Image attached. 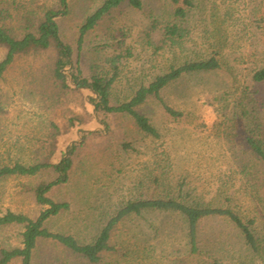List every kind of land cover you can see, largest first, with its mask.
<instances>
[{
    "label": "rangeland",
    "instance_id": "obj_1",
    "mask_svg": "<svg viewBox=\"0 0 264 264\" xmlns=\"http://www.w3.org/2000/svg\"><path fill=\"white\" fill-rule=\"evenodd\" d=\"M104 1L68 0L67 15L57 21L84 75L113 80L114 104L129 101L173 65L216 52L222 68L185 75L162 91L165 102L185 114L181 119L169 117L154 97L138 107L159 132L155 138L128 116L110 118L109 127L93 120L89 91L64 93L50 78L53 50L21 55L0 80V167L57 165L71 146L80 145L69 183L47 194L70 208L50 217L45 228L83 244L94 242L124 205L137 200L219 206L255 221L257 252L233 223L215 217L200 222V253L193 255L181 215L144 211L119 223L110 241L116 251L104 253L99 264H264V167L246 146L248 136L264 146V82L254 80L264 69V0H191L183 44L163 50L147 30L157 20L172 19L170 1L142 0V10L126 2L79 47L81 27ZM49 9L58 10V0H0V25L21 37ZM5 55L0 46V62ZM57 178L51 168L35 177L0 179V216L37 219L49 207L37 202L35 190ZM23 232L21 225L1 227L0 253L21 247ZM32 264L91 263L41 240Z\"/></svg>",
    "mask_w": 264,
    "mask_h": 264
},
{
    "label": "trees",
    "instance_id": "obj_2",
    "mask_svg": "<svg viewBox=\"0 0 264 264\" xmlns=\"http://www.w3.org/2000/svg\"><path fill=\"white\" fill-rule=\"evenodd\" d=\"M173 6V15L170 20L155 21L147 30V37L157 36L160 40V50L167 46L182 45L187 35V30L182 26L186 20L188 12L193 8L191 0H169ZM59 9L47 10L43 18L21 37H15L0 25V46L6 49L5 58L0 62V80L8 68L21 55L39 53L53 50L55 53L53 65L50 68V78L57 85L60 91L67 93L71 91H89L93 97L90 103L94 108L93 120L99 118L100 123L109 127V119L115 116H128L134 120L136 126L142 133L159 138V132L152 125L150 120L138 112V107L143 105L148 98L154 97L163 107L165 113L173 119L184 117L183 112H179L169 106L162 97V91L172 83L181 79L185 75L208 73L219 71L222 62L216 52L207 59L196 61H185L180 65H173L169 70L149 83L142 86L127 102L114 104L111 98V85L113 80H106L103 77H86L80 67V61L74 63V51L71 45L65 43L60 36L58 17L67 15L68 0H58ZM128 3L135 10L143 9L142 0H105L102 6L91 15L80 29L78 41L81 47L85 36L94 30L98 24L108 16L113 10L122 4ZM264 27V24H263ZM70 73L67 74V69ZM256 82H264V69L254 74ZM1 110V109H0ZM95 116V117H94ZM79 120V118H77ZM86 134V133H85ZM84 139L87 137L84 135ZM80 145L71 146L60 163L57 165L42 163L32 166L16 164L13 167H0V179L10 176L35 177L39 173L53 168L58 174V178L51 183H42L36 190V200L40 205L49 208L41 213L37 219H30L23 214L7 212L0 216V228L11 225H21L24 227L22 234L23 242L21 247L2 249L0 253V264H10L13 260L20 259L22 264H32V259L38 243L41 240H52L70 252L82 256L91 264L102 262L103 254L116 251L110 245L112 233L123 220L131 216H140L144 211L157 210L162 212H173L181 215L187 222L190 253L199 254L198 228L201 221L208 218H225L235 225L241 232L246 244L255 252L258 251V239L255 235V221H245L237 213L229 208L210 205H188L175 199H146L128 202L117 214L109 220L102 229L97 239L89 244L80 243L71 235L52 233L45 228L46 221L62 211L70 208L68 203H56L47 197L51 189L57 185L67 184L70 181V174L73 169L76 151ZM246 146L251 154L264 167V146L254 137H246Z\"/></svg>",
    "mask_w": 264,
    "mask_h": 264
}]
</instances>
